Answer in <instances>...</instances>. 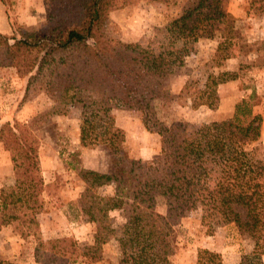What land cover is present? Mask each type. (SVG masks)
Wrapping results in <instances>:
<instances>
[{
  "label": "trees",
  "instance_id": "16d2710c",
  "mask_svg": "<svg viewBox=\"0 0 264 264\" xmlns=\"http://www.w3.org/2000/svg\"><path fill=\"white\" fill-rule=\"evenodd\" d=\"M131 0H56L46 9L42 32L22 30L18 38L0 35V67L17 69L38 82L55 104L54 112H79V143L103 145L112 158L108 172L82 169L84 190L77 206L81 217L95 226L93 245L84 255L101 258V248L115 239L128 260L122 264H166L172 254L169 240L173 225L187 212L200 208L208 228L232 224L249 237L254 247L264 243V149L254 147L263 118L253 113L250 101L235 107L231 120L211 122L189 130L181 122L165 124L155 102L166 99V78L176 54L139 44H127L108 35V15ZM235 18L222 0H194L169 26L172 40L213 37L237 38ZM11 40V42H10ZM230 75L210 76L198 91L193 108H216V88ZM114 109L140 115L146 131L160 137V153L142 162L123 151L124 133L115 125ZM0 143L9 152L15 178L9 190H0V230L12 224L34 235L46 185L40 171L38 143L25 127L3 123ZM113 185L114 195L97 191ZM165 214L156 212L158 200ZM129 206L123 223L110 214ZM55 241L36 248L54 249ZM49 251V250H48ZM48 253V252H47ZM262 253L244 255L239 264H262ZM47 264H65L59 257L44 256ZM220 256L199 251L197 264H220ZM0 264H12L0 258Z\"/></svg>",
  "mask_w": 264,
  "mask_h": 264
},
{
  "label": "rangeland",
  "instance_id": "374dc122",
  "mask_svg": "<svg viewBox=\"0 0 264 264\" xmlns=\"http://www.w3.org/2000/svg\"><path fill=\"white\" fill-rule=\"evenodd\" d=\"M130 4L108 15V35L127 44H139L153 49L174 52L177 56L166 78V99L155 102L158 118L165 124L181 122L189 130L211 122L231 120L235 107L243 100L254 104V114L261 115V135L254 144L264 149V0H222L224 10L235 20L237 38L221 37L218 26L213 37L200 36L189 41L172 40L169 24L194 0H131ZM56 0H0V35L18 38L22 30L42 32L46 9ZM11 42V40H10ZM230 75L216 88L219 98L215 109L208 106L193 108L199 102L198 91L210 76ZM29 83V76L17 69L0 67V125L11 123L31 131L38 143L40 171L46 192L37 216L38 229L27 235L19 225L0 230V258L12 264H47L44 257H59L65 264H122L128 260L115 239L101 248V258L89 261L84 255L93 245L95 226L80 214L77 201L84 190L80 178L82 169L108 172L112 158L103 145L82 147L79 143V112H54L55 104L38 82ZM115 125L124 133L123 151L130 158L148 162L160 153V137L146 131L140 115L133 111L114 109ZM9 155L8 158H6ZM9 152L0 143V177L6 174ZM11 162V159H9ZM10 165V164H9ZM9 190L15 178L12 162L9 166ZM11 180V182H10ZM12 183V184H10ZM1 189V190H2ZM101 196L114 195L113 185L100 188ZM129 206L112 212L114 224L123 223ZM156 212L164 215L165 205L158 200ZM200 208L187 212L172 227L169 238L172 254L166 264H197L198 252L208 251L220 256V264H239L244 255L258 251L264 264V243L259 249L247 236L232 225L208 228L202 224ZM55 241L54 249L36 248ZM49 250V251H48ZM48 252V253H47Z\"/></svg>",
  "mask_w": 264,
  "mask_h": 264
},
{
  "label": "crops",
  "instance_id": "0c3cea01",
  "mask_svg": "<svg viewBox=\"0 0 264 264\" xmlns=\"http://www.w3.org/2000/svg\"><path fill=\"white\" fill-rule=\"evenodd\" d=\"M7 157L6 158H8L9 157V155H6ZM10 159V158H9ZM8 159V167H7V170H6V174H7V177L5 176V175H2V177H0V190L3 188V187H5L6 186V184H7V186H9V174H11L12 173V169H11V167H9L10 165H11V162H10V160ZM10 164V165H9ZM0 174H2V172L0 173ZM10 182H11V180H10ZM10 184H12V183H10Z\"/></svg>",
  "mask_w": 264,
  "mask_h": 264
}]
</instances>
